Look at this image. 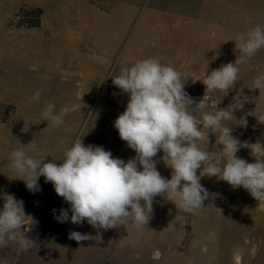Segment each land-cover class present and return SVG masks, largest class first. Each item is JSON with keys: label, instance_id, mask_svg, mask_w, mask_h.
<instances>
[{"label": "rangeland", "instance_id": "1", "mask_svg": "<svg viewBox=\"0 0 264 264\" xmlns=\"http://www.w3.org/2000/svg\"><path fill=\"white\" fill-rule=\"evenodd\" d=\"M24 4L43 9L39 26L15 24V13ZM257 25L264 26V0L2 3L0 197L11 193L24 202L25 213L31 217L25 218L24 231L35 243L18 256V243L9 241L0 247V264H187L181 256L175 261L167 256V243L181 229L178 198L155 197L154 211L146 225L136 226L128 221L115 229L100 230L98 235L87 222L83 225L58 222L55 216L69 205L43 177L39 180L40 190L35 194L29 192L11 169L10 154L19 149L33 158L59 164L75 139L85 135V145L103 146L114 157L127 161L135 152L120 139L113 124L124 111L128 96L113 85L110 76L114 78L122 68L149 57L172 67L182 63L184 53L199 54L198 43L193 39L198 40L201 35L217 40L215 44L220 51L211 53L214 60H220L221 48L229 45V42L224 45L222 39L232 40L235 59L237 35ZM247 62L239 65L241 75ZM37 90L39 100L33 99ZM48 104L55 106L57 114L64 107L78 105V108L68 112L57 126L42 115ZM161 155L158 153L155 159L159 160ZM157 170L169 172L162 163L157 164ZM128 227L141 235L138 244L142 255L136 259L126 257V251L123 252L121 235ZM71 231L87 233L92 239L77 242L69 238ZM157 236L161 240L153 241Z\"/></svg>", "mask_w": 264, "mask_h": 264}, {"label": "clouds", "instance_id": "2", "mask_svg": "<svg viewBox=\"0 0 264 264\" xmlns=\"http://www.w3.org/2000/svg\"><path fill=\"white\" fill-rule=\"evenodd\" d=\"M234 42L238 52L235 61L205 72L202 83L206 91L220 90L227 94L235 86L238 65L264 48V26L257 25L238 34ZM110 77L113 85L128 96L126 107L113 126L135 156L125 161L114 157L103 146L85 145V135L75 139L59 164L54 160L45 162V158H33L19 149L10 154V167L29 192L35 194L40 190L39 180L43 177L69 205L55 216L58 222L76 225L87 222L98 235L100 230L115 229L128 221L136 226L146 225L154 211V198L161 195L166 200L169 195L178 198L179 207L190 212L217 195L209 193L201 184L204 176L217 177L233 189L243 188L258 203H264V156L251 150V146L258 145L264 151V144L241 142L232 135V126L223 123L237 120L234 111L242 104L239 108L232 104L219 108V104L209 105L204 98L196 103L185 91L182 74L152 57L122 68L118 75ZM262 88L264 74L254 79L251 89ZM39 97L40 90H37L33 99L39 100ZM208 107L215 111H203ZM54 108L53 104H48L42 115L59 126L64 116L77 110L78 105L64 107L59 114ZM196 111H200L199 117ZM258 120L264 121V114ZM237 121H240L239 126L247 127L245 117ZM210 133L219 134L216 140L223 153L219 164L210 157V151L202 149L198 143L209 144ZM241 148L251 150L254 162L236 155ZM160 152L163 155L155 159ZM160 162L171 169L170 179L157 170ZM0 198L3 199L0 247L9 241L18 243L19 256L35 243L24 231L25 218L30 216L25 213L24 202L14 194L4 193ZM69 238L82 242L92 236L71 231Z\"/></svg>", "mask_w": 264, "mask_h": 264}, {"label": "crops", "instance_id": "3", "mask_svg": "<svg viewBox=\"0 0 264 264\" xmlns=\"http://www.w3.org/2000/svg\"><path fill=\"white\" fill-rule=\"evenodd\" d=\"M5 1L0 0V5ZM205 38L201 35L198 40L193 39L198 43L196 46L199 54L184 53V61L173 66L182 74L185 91L193 100L194 97L208 95L219 104V108H227L231 104L239 108L242 104L240 109L234 111V116L237 120L242 116L245 117L247 127L239 126L240 121L235 119L223 123L232 126V135L241 142L264 144V121L258 120L259 116L264 114V88L251 89L254 79L264 74V48L248 59L243 74L238 72L236 84L227 94L220 90L206 91L202 83L205 72L210 73L222 64L234 62L236 58L234 59L232 54V40L226 37L222 39V43L227 45L226 43L229 42V45L221 48V59L214 60V55L211 53H218L220 47L215 44L217 40ZM207 40L210 42L208 43ZM203 111L214 112L215 109L208 107ZM195 115L199 117L200 111H196ZM218 135L217 133L216 136ZM216 136L210 133L209 144L198 143L202 149L210 151V157L219 164L223 153ZM251 150L257 155L264 156V151H261L258 145L251 146ZM251 150L241 148L236 155L251 163L255 160ZM199 172L200 170L198 175ZM160 174L170 179L171 169L167 174ZM200 182L209 193L217 195L205 200L203 207L195 208L190 212L181 209V229L173 236L171 242L167 243L169 247L167 256L174 261L176 257L181 256L187 264H264V203H258L245 189H233L227 182L217 177L204 176ZM121 236L125 244L123 249L124 253L126 251L125 256L133 259L140 257L142 254L139 250L142 248L139 247L138 242L141 235L128 227ZM161 238L157 236L153 241Z\"/></svg>", "mask_w": 264, "mask_h": 264}, {"label": "trees", "instance_id": "4", "mask_svg": "<svg viewBox=\"0 0 264 264\" xmlns=\"http://www.w3.org/2000/svg\"><path fill=\"white\" fill-rule=\"evenodd\" d=\"M43 9L39 6H20L15 13V24L24 27H37L41 23Z\"/></svg>", "mask_w": 264, "mask_h": 264}, {"label": "built area", "instance_id": "5", "mask_svg": "<svg viewBox=\"0 0 264 264\" xmlns=\"http://www.w3.org/2000/svg\"><path fill=\"white\" fill-rule=\"evenodd\" d=\"M203 98L206 100V102H207L209 105H211L213 102H215L214 99L211 98V97H209V96L196 97V98L194 99V101H195L196 103H198V102H199L201 99H203Z\"/></svg>", "mask_w": 264, "mask_h": 264}]
</instances>
